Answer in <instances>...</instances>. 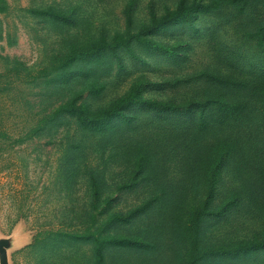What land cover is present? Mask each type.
Wrapping results in <instances>:
<instances>
[{
    "label": "rangeland",
    "instance_id": "1",
    "mask_svg": "<svg viewBox=\"0 0 264 264\" xmlns=\"http://www.w3.org/2000/svg\"><path fill=\"white\" fill-rule=\"evenodd\" d=\"M177 1L0 0V239L15 238L8 264H264V253L231 252L264 236L257 211L206 219L193 248L189 220L212 174L208 162L184 160L195 113L135 105L103 134L80 130L72 114L108 108L135 82L145 84L143 99L177 108L264 74L258 58L232 53L241 18L227 25L210 16L152 37L175 55L132 44V55L63 68ZM215 173V192L242 191L222 163Z\"/></svg>",
    "mask_w": 264,
    "mask_h": 264
},
{
    "label": "trees",
    "instance_id": "2",
    "mask_svg": "<svg viewBox=\"0 0 264 264\" xmlns=\"http://www.w3.org/2000/svg\"><path fill=\"white\" fill-rule=\"evenodd\" d=\"M263 10L264 0H210L205 4L196 0H178L172 10L165 11L158 17L151 15L149 22L141 26L136 34H117L109 42L100 39L85 50V58L70 55L63 68H69L75 61L87 59L94 63L104 62L106 54H114L119 50L132 55V44L146 52L175 55L168 46L152 37L170 27L191 25L202 16H210L227 25L240 17L234 32L240 45L232 52L234 57L250 55L249 59L256 57L264 62ZM239 33L244 34L240 36ZM242 47H246V50H242ZM257 75L249 78L250 80L236 82L231 86L233 89L226 86L202 101L177 108L143 99L145 84L135 82L123 97L108 108L88 115L85 108L79 106L72 114L80 130L103 134L107 132L108 122L135 105L146 106L158 113L170 111L172 115L183 119H189L195 113L196 123L186 133L187 141L181 144L184 160L190 167L207 162L212 166L205 198L192 210L189 220L193 248L196 250L197 239L202 232L201 224L206 219H223L224 216L242 211L246 215H253L257 211L260 218L264 217V74ZM221 163L233 174L242 191L234 192L222 187L221 192H215V171ZM218 194L220 202H216ZM259 228L260 224L252 227L253 239ZM261 231L264 232V223ZM253 241L257 245L250 241L240 242L236 245L238 249L231 252L242 255L264 253V236Z\"/></svg>",
    "mask_w": 264,
    "mask_h": 264
},
{
    "label": "water",
    "instance_id": "3",
    "mask_svg": "<svg viewBox=\"0 0 264 264\" xmlns=\"http://www.w3.org/2000/svg\"><path fill=\"white\" fill-rule=\"evenodd\" d=\"M14 237L0 239V264H8L7 251L14 245Z\"/></svg>",
    "mask_w": 264,
    "mask_h": 264
}]
</instances>
